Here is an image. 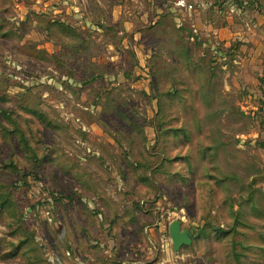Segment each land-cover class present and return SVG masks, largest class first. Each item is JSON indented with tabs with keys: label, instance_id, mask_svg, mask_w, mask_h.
Listing matches in <instances>:
<instances>
[{
	"label": "rangeland",
	"instance_id": "obj_1",
	"mask_svg": "<svg viewBox=\"0 0 264 264\" xmlns=\"http://www.w3.org/2000/svg\"><path fill=\"white\" fill-rule=\"evenodd\" d=\"M87 253L264 264V0H0V264Z\"/></svg>",
	"mask_w": 264,
	"mask_h": 264
},
{
	"label": "water",
	"instance_id": "obj_2",
	"mask_svg": "<svg viewBox=\"0 0 264 264\" xmlns=\"http://www.w3.org/2000/svg\"><path fill=\"white\" fill-rule=\"evenodd\" d=\"M167 233L173 252H176L183 245H189L193 238L190 230L186 227H181L178 219H172L168 223Z\"/></svg>",
	"mask_w": 264,
	"mask_h": 264
},
{
	"label": "crops",
	"instance_id": "obj_3",
	"mask_svg": "<svg viewBox=\"0 0 264 264\" xmlns=\"http://www.w3.org/2000/svg\"><path fill=\"white\" fill-rule=\"evenodd\" d=\"M142 1V0H141ZM151 3H153V2H151ZM155 12H158V10H156L155 9V11H154V15H151V16H153L154 18H156L157 17V15L155 14ZM145 14V11L144 12H142V13H140V15L138 16L140 19H142L143 18V15ZM151 16H150V18H151ZM154 230H155V227L153 228ZM115 248H117V247H114L112 244H111V248L110 249H115ZM108 249H109V247L108 246H106V247H104L103 249H102V252L104 253V254H106L105 256H110L111 254L108 252ZM108 252V253H107ZM78 256H82L81 254L80 255H78ZM86 256V259H84V258H82L81 257V259L82 260H87L88 261V264H100L95 258H93V257H91L90 256V254H86L85 255ZM171 254H170V264H171ZM172 258H174V257H172ZM110 260V259H109ZM167 260H168V257L165 259V260H163V261H161V262H158V260H155V261H153V262H150L149 264H164V263H166L167 262ZM144 262H147V261H140V260H133V261H129L128 263H130V264H143ZM117 264H126V262H125V260H121V261H118V263Z\"/></svg>",
	"mask_w": 264,
	"mask_h": 264
}]
</instances>
